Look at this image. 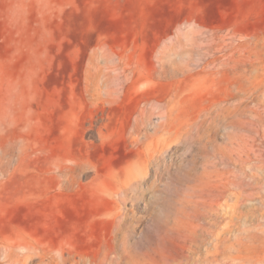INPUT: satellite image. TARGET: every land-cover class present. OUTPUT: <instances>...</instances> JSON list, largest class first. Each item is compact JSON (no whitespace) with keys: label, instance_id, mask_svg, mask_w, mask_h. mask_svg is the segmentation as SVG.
<instances>
[{"label":"rangeland","instance_id":"rangeland-1","mask_svg":"<svg viewBox=\"0 0 264 264\" xmlns=\"http://www.w3.org/2000/svg\"><path fill=\"white\" fill-rule=\"evenodd\" d=\"M0 241L264 264V0H0Z\"/></svg>","mask_w":264,"mask_h":264},{"label":"bare ground","instance_id":"bare-ground-1","mask_svg":"<svg viewBox=\"0 0 264 264\" xmlns=\"http://www.w3.org/2000/svg\"><path fill=\"white\" fill-rule=\"evenodd\" d=\"M145 173L146 172L142 169L133 168L126 174L123 180L118 182L117 188L111 190V195L115 198L117 203L116 209L113 213V219L116 227V239L118 241L120 240V236H123L128 230L126 204L127 202H131V204L135 202L137 190L140 188L139 185H142ZM0 248H3L6 251V256L8 255L9 257L18 256L15 253L16 248H25L27 250L22 257L18 256V258H15L13 262L14 264H29L35 260L37 261V264H121L123 259L122 253H117L118 256L113 258L107 252H105L99 259L86 257L84 255H79L75 251L73 245H69L59 250L57 253L58 256H53L43 251L40 252L33 250L34 247L31 244L22 242L0 241Z\"/></svg>","mask_w":264,"mask_h":264}]
</instances>
